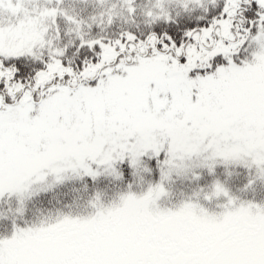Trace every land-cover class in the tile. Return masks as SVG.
<instances>
[{"label": "snow or ice", "instance_id": "obj_1", "mask_svg": "<svg viewBox=\"0 0 264 264\" xmlns=\"http://www.w3.org/2000/svg\"><path fill=\"white\" fill-rule=\"evenodd\" d=\"M63 2L0 0V264H264V0Z\"/></svg>", "mask_w": 264, "mask_h": 264}, {"label": "trees", "instance_id": "obj_2", "mask_svg": "<svg viewBox=\"0 0 264 264\" xmlns=\"http://www.w3.org/2000/svg\"><path fill=\"white\" fill-rule=\"evenodd\" d=\"M144 2H145V0H140V6L141 7H143ZM108 3L109 4L117 3V0H108ZM49 6H51V5H49ZM62 7L65 8L69 12V14L76 16L77 18H82L84 20H87L89 23H91L89 18L93 15L97 16V22H99V13L102 10H104L107 7V5L101 6L98 3V0H64ZM115 11L117 13H120L121 10H120L119 6H117ZM125 18H126L125 16H122L119 14L116 15L114 17L113 25L111 27H107L105 29L106 34L112 35L115 31H118L120 28L127 27V25L124 24ZM137 19L138 20L140 19L139 10L137 13ZM57 22L61 25L62 29H65L66 27H71L70 25L66 26L64 24V21L62 18H58ZM101 27H104V25H101ZM87 31H88V29L85 28V32H87ZM180 187L181 186H179V185L177 186V188H180ZM183 191L186 194H190V191L187 187H184ZM256 198L257 199L264 198V187H258Z\"/></svg>", "mask_w": 264, "mask_h": 264}]
</instances>
